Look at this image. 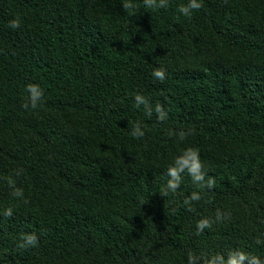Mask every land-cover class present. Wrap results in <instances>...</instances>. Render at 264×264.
<instances>
[{
	"label": "trees",
	"instance_id": "1",
	"mask_svg": "<svg viewBox=\"0 0 264 264\" xmlns=\"http://www.w3.org/2000/svg\"><path fill=\"white\" fill-rule=\"evenodd\" d=\"M156 2L0 0V264H264V0Z\"/></svg>",
	"mask_w": 264,
	"mask_h": 264
},
{
	"label": "clouds",
	"instance_id": "2",
	"mask_svg": "<svg viewBox=\"0 0 264 264\" xmlns=\"http://www.w3.org/2000/svg\"><path fill=\"white\" fill-rule=\"evenodd\" d=\"M146 5L148 6H157L156 0H145ZM166 4V0H158V6L163 7ZM201 6L200 0H188L187 6H181L179 11L185 15L189 14L190 9H198ZM19 26V20L17 18H13L8 22V27L16 28ZM152 75L159 79L164 78V72L161 69L153 70ZM28 92L31 98L41 96V90L37 85L29 84L27 86ZM137 100H142V96L137 94ZM35 107L34 100H30ZM134 136L136 135H143V132L136 126L133 133ZM183 137V133H181V138ZM201 168V161L198 154V151L195 148L189 147L186 148L180 155L176 156L174 159V163L170 165L167 169L168 172V180L166 183V187L162 188V191H175L177 187V183L180 180V173L184 170H187L189 174L193 175L195 179H201L199 174V169ZM211 182V181H209ZM11 183V181H10ZM16 195H19V190L16 191ZM207 223V220H201L198 222V226L202 227L204 224ZM25 239L31 243H35L36 237L35 235L29 234L25 236ZM243 259V254H236L229 258L225 264H241V260Z\"/></svg>",
	"mask_w": 264,
	"mask_h": 264
}]
</instances>
